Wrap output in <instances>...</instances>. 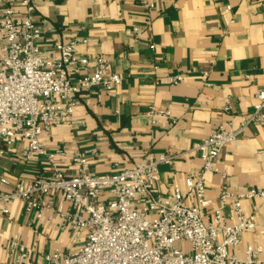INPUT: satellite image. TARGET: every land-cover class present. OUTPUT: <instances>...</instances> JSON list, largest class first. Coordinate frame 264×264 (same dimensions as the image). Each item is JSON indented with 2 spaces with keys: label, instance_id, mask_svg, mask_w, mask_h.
I'll return each mask as SVG.
<instances>
[{
  "label": "crops",
  "instance_id": "0c3cea01",
  "mask_svg": "<svg viewBox=\"0 0 264 264\" xmlns=\"http://www.w3.org/2000/svg\"><path fill=\"white\" fill-rule=\"evenodd\" d=\"M33 17L44 30L43 54L53 53L56 42L84 38L77 52L90 64L99 56L109 58L106 73L122 77L112 90L82 92L73 114L41 133L49 149L66 151L58 165L71 174L77 171L70 160L75 149L85 151L89 171L96 174L131 167L149 156L178 155L159 165L156 190L169 196L173 185L182 186L185 176L201 167L199 157L189 152L193 143L220 124L237 127L254 108L257 89L264 87V0H39ZM204 71L211 86L203 85ZM178 73L183 79L171 84L167 76ZM152 105L170 109L171 116L152 122L146 114ZM23 145L18 140L0 156L11 182L49 172L43 156L23 159ZM215 165L220 172L205 173L211 209L220 205L224 188H264V125H248L225 145ZM242 205L245 212L256 206L257 222L264 223V199H246ZM7 209L0 213V264H12L8 246L14 238L32 248L29 261L38 264H44L45 252L72 244L56 212L37 218L20 200L8 202ZM231 211L230 205L223 208L226 215ZM257 243L264 248V234L255 239V232L246 230L241 243L228 251L242 257L246 245Z\"/></svg>",
  "mask_w": 264,
  "mask_h": 264
},
{
  "label": "built area",
  "instance_id": "2783aa9c",
  "mask_svg": "<svg viewBox=\"0 0 264 264\" xmlns=\"http://www.w3.org/2000/svg\"><path fill=\"white\" fill-rule=\"evenodd\" d=\"M37 1L0 0V156L6 147L23 140V159L41 155L49 172L11 182L0 164V213L8 212V202L20 200L37 218L58 214L72 244L66 250L45 252L44 264H264L261 244L246 245L242 257L228 251L241 243L246 230H253L255 239L264 234V223L257 222V207L245 212L242 205L246 199H264V188H224L218 195L220 205L211 209L214 200L206 195L205 177L207 171L220 172L215 160L226 144L248 125H264V87L257 89L254 108L237 127L220 124L193 143L189 152L199 157L201 167L185 176L182 186L173 185L169 196L156 190L159 165L178 155L149 156L131 167L96 174L89 171L85 151L75 149L70 160L77 171L68 173L58 165L66 151L49 149L41 133L69 118L82 92L112 90L122 77L106 73L109 58L99 56L90 64L87 56L77 52V45L86 42L84 38L56 42L53 53L43 54L40 40L44 30L33 17ZM145 6L153 4L146 2ZM133 32L140 36L137 27ZM208 73H202L205 86L212 85ZM182 79L179 73L167 76L171 84ZM146 114L158 122L169 118L171 110L152 105ZM89 150L96 152V148ZM4 185L11 188L2 191ZM226 205L232 207L229 215L223 212ZM8 247L12 264H38L29 261L32 248L26 244L14 238Z\"/></svg>",
  "mask_w": 264,
  "mask_h": 264
}]
</instances>
